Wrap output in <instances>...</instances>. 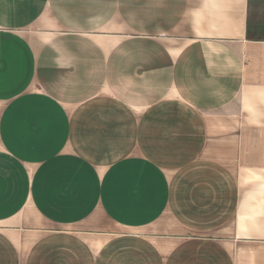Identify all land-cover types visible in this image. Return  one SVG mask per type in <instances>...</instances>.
Instances as JSON below:
<instances>
[{"label": "crops", "instance_id": "obj_1", "mask_svg": "<svg viewBox=\"0 0 264 264\" xmlns=\"http://www.w3.org/2000/svg\"><path fill=\"white\" fill-rule=\"evenodd\" d=\"M0 264H264V0H0Z\"/></svg>", "mask_w": 264, "mask_h": 264}]
</instances>
